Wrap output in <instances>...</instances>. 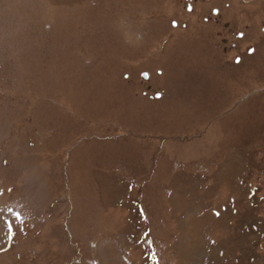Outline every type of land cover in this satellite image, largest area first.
Here are the masks:
<instances>
[{
  "label": "rangeland",
  "instance_id": "obj_1",
  "mask_svg": "<svg viewBox=\"0 0 264 264\" xmlns=\"http://www.w3.org/2000/svg\"><path fill=\"white\" fill-rule=\"evenodd\" d=\"M0 249L264 264V0H0Z\"/></svg>",
  "mask_w": 264,
  "mask_h": 264
},
{
  "label": "snow or ice",
  "instance_id": "obj_2",
  "mask_svg": "<svg viewBox=\"0 0 264 264\" xmlns=\"http://www.w3.org/2000/svg\"><path fill=\"white\" fill-rule=\"evenodd\" d=\"M189 10H191V8H189ZM240 36H241V38H243V33H241ZM249 51H250V53H253L255 50H254V49H250ZM236 62H237V63H240V60L237 59ZM219 214H220L219 212L216 213L217 216H219ZM18 218H19V214H17V216H16V219H18ZM14 224H15V219L12 220V221L7 222V225H6V226H7V234H8L10 237H14V236H15V232H16V230H17V229L14 227ZM0 250H2V249H0ZM155 264H159V261H156Z\"/></svg>",
  "mask_w": 264,
  "mask_h": 264
},
{
  "label": "flooded vegetation",
  "instance_id": "obj_3",
  "mask_svg": "<svg viewBox=\"0 0 264 264\" xmlns=\"http://www.w3.org/2000/svg\"><path fill=\"white\" fill-rule=\"evenodd\" d=\"M188 9H189V7H188Z\"/></svg>",
  "mask_w": 264,
  "mask_h": 264
}]
</instances>
